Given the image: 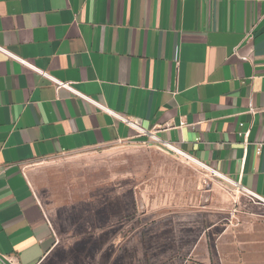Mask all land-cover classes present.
I'll list each match as a JSON object with an SVG mask.
<instances>
[{
  "label": "crops",
  "instance_id": "obj_1",
  "mask_svg": "<svg viewBox=\"0 0 264 264\" xmlns=\"http://www.w3.org/2000/svg\"><path fill=\"white\" fill-rule=\"evenodd\" d=\"M127 145L264 199V0H0V264H95L32 177Z\"/></svg>",
  "mask_w": 264,
  "mask_h": 264
},
{
  "label": "rangeland",
  "instance_id": "obj_2",
  "mask_svg": "<svg viewBox=\"0 0 264 264\" xmlns=\"http://www.w3.org/2000/svg\"><path fill=\"white\" fill-rule=\"evenodd\" d=\"M82 156L32 184L65 238L95 240V264H264V203L214 170L139 145Z\"/></svg>",
  "mask_w": 264,
  "mask_h": 264
},
{
  "label": "built area",
  "instance_id": "obj_3",
  "mask_svg": "<svg viewBox=\"0 0 264 264\" xmlns=\"http://www.w3.org/2000/svg\"><path fill=\"white\" fill-rule=\"evenodd\" d=\"M23 62H24V60H22ZM54 81H55V83L57 84V87L58 88H60V87H67V86H69L67 83H64V82H62V81H60V80H57V79H55V78H52ZM70 88V87H69ZM261 147V146H260ZM259 147V148H260ZM172 149V148H171ZM172 150H176L177 151V149H172ZM177 152H179V154L180 155H184V156H187V158H189L190 156H188V155H186V154H184V153H182L181 151H177ZM216 172V171H215ZM216 173H218V172H216ZM229 180V179H228ZM232 183H234V185L237 187V188H239V189H241V190H244L245 192H247L246 190H245V188H242V187H240V185L238 184V182H234V181H232V180H230ZM248 193V192H247ZM250 196H252L253 198H257L259 201H261V202H263L264 203V199H262V198H259V197H257V196H255V194H252V193H248ZM2 257L3 258H5V259H9L10 261H11V258L9 257V256H7V255H2Z\"/></svg>",
  "mask_w": 264,
  "mask_h": 264
}]
</instances>
